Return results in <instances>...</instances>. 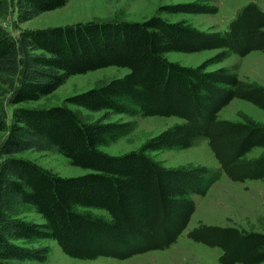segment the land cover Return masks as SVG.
Segmentation results:
<instances>
[{
    "label": "trees",
    "instance_id": "trees-1",
    "mask_svg": "<svg viewBox=\"0 0 264 264\" xmlns=\"http://www.w3.org/2000/svg\"><path fill=\"white\" fill-rule=\"evenodd\" d=\"M66 1L0 0V15L12 12L20 23ZM163 9L217 12L216 6L195 2ZM16 28L12 34L0 24V264L46 260V247L29 248L18 240L52 239L65 255L78 259H126L168 248L195 211L192 196L205 195L216 178L204 165L163 166L148 155L151 151L188 148L206 138L227 178L264 183V153L246 157L252 148L264 147V124L218 117L233 98L264 110V85L244 81L226 67L207 70L227 52H264V10L256 2L239 8L223 31H204L158 15L139 22L89 20ZM209 49L220 52L196 66L164 56ZM108 66L128 71L68 96L62 105L14 106L53 92L70 75ZM66 103L104 114L82 119ZM109 113L176 116L182 121L138 149L109 154L98 146L131 128L130 122L105 120ZM26 150L56 151L90 171L63 177L14 155ZM26 206L42 221L20 217ZM76 206L104 209L109 218L77 211ZM187 236L220 248L221 264H264V231L199 223Z\"/></svg>",
    "mask_w": 264,
    "mask_h": 264
},
{
    "label": "rangeland",
    "instance_id": "rangeland-1",
    "mask_svg": "<svg viewBox=\"0 0 264 264\" xmlns=\"http://www.w3.org/2000/svg\"><path fill=\"white\" fill-rule=\"evenodd\" d=\"M249 1H254L264 10V0H67L65 5L38 14L36 17L18 22L16 15L10 12L0 15V24L12 34L17 33L16 26L41 28L70 24L79 21H143L153 15H158L168 22L182 21L185 24L204 31H223L227 29L230 20L236 12ZM185 2L203 3L217 7V12L208 14L168 12L163 9L167 5ZM15 23V25H14ZM220 50L209 49L199 52L185 53L178 51L165 52L164 56L185 66H196L208 61ZM226 67L239 78L251 83L264 85V52L252 51L245 56L234 53L227 54L220 60L210 63L207 70ZM125 67L108 66L70 75L53 92L36 100L22 101L14 106L50 107L62 105L68 96L100 85L109 79L121 77L127 73ZM13 105L8 109L12 110ZM82 119L94 120L103 116L104 112H91L84 108L66 103ZM221 119L243 121L251 118L264 124V110L244 99L233 98L218 113ZM107 121L130 122L128 132L117 137L115 141L99 145V149L109 154H121L138 149L143 142L161 130L182 120L176 116H131L122 113H109ZM4 133L0 132V138ZM264 153V147L256 146L246 155L254 158ZM27 158L43 168L63 177L77 176L89 172V169L74 166L69 159L56 151L26 150L14 154ZM148 155L159 164L166 167L204 165L212 170L215 176L203 196L193 195L196 210L192 214L187 227L168 248L150 250L133 255L126 259L99 256L96 259H78L65 255L52 239L18 240L19 245L48 249L44 262L34 260L14 261V264H221L218 247H210L194 241L187 232L199 223L209 225H235L247 230L264 231V183L259 179H247L243 182L232 181L220 169V166L210 150L207 139L202 138L194 146L188 148H164L148 152ZM211 188V189H210ZM80 212H90L104 218H109L106 210L101 208L75 207ZM20 217L26 220L41 222V216L32 208L22 207ZM240 264V263H235Z\"/></svg>",
    "mask_w": 264,
    "mask_h": 264
},
{
    "label": "crops",
    "instance_id": "crops-1",
    "mask_svg": "<svg viewBox=\"0 0 264 264\" xmlns=\"http://www.w3.org/2000/svg\"><path fill=\"white\" fill-rule=\"evenodd\" d=\"M211 189V188H210ZM195 210H196V208H195Z\"/></svg>",
    "mask_w": 264,
    "mask_h": 264
}]
</instances>
